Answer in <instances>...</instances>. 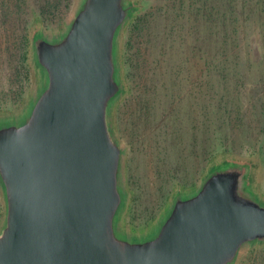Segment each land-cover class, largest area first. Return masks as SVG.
Wrapping results in <instances>:
<instances>
[{
  "label": "water",
  "instance_id": "1",
  "mask_svg": "<svg viewBox=\"0 0 264 264\" xmlns=\"http://www.w3.org/2000/svg\"><path fill=\"white\" fill-rule=\"evenodd\" d=\"M131 0H74L63 26L31 41L37 85L0 116V264H235L264 242L249 164H215L176 191L154 225L122 224L126 147L119 37Z\"/></svg>",
  "mask_w": 264,
  "mask_h": 264
},
{
  "label": "trees",
  "instance_id": "2",
  "mask_svg": "<svg viewBox=\"0 0 264 264\" xmlns=\"http://www.w3.org/2000/svg\"><path fill=\"white\" fill-rule=\"evenodd\" d=\"M30 1L36 10L33 16ZM73 1L0 0V116L15 113L26 102L30 81L38 79L31 60L32 37L38 30L60 29ZM131 1L134 10L119 37L123 92L113 110L117 133L122 136L117 108L127 96L146 105L147 113V105L154 102V93H148L152 87L173 86V96L158 101L169 102L173 112L171 136L165 141L173 139L175 161L182 151L191 156L202 120L217 124L214 129L205 127V174L215 164L230 160L212 161L217 148L243 128L247 115L255 123H264V0ZM184 120L192 139L185 140ZM215 130H223L225 137L211 135ZM260 131L264 133V127ZM130 135L139 136L134 127ZM185 187L173 194L190 190ZM128 201L122 221L132 199ZM2 212L0 198V217ZM262 246L250 250L257 253V264H264V242Z\"/></svg>",
  "mask_w": 264,
  "mask_h": 264
},
{
  "label": "rangeland",
  "instance_id": "3",
  "mask_svg": "<svg viewBox=\"0 0 264 264\" xmlns=\"http://www.w3.org/2000/svg\"><path fill=\"white\" fill-rule=\"evenodd\" d=\"M30 5L33 7L31 14L33 16L36 10L34 11L35 8L31 1ZM70 11L67 13L65 21ZM254 78L252 73V79ZM37 81L38 79L30 81L27 89L29 91H27V99L37 85ZM148 93L153 94L154 102L147 105L149 109L147 113L144 109L146 105L131 100L129 96H127V100L124 99L120 102L117 108L119 112L118 126L122 129L120 133L122 136L120 135L119 138L124 145L127 143L129 146L127 150L125 145L126 165L124 169L126 186L129 192L128 200L132 199L130 205L128 203L122 224L131 233L144 232L154 225L171 199L170 195L173 194V190H183L182 186H186L185 190H192L194 184L199 182L206 171L203 168L207 166L205 156L208 154H205V152L208 151V142L205 141V127L214 129L217 125L215 122H209L207 125V122L204 124V120H202L199 128H196L197 132L201 134L194 142L195 149L191 152V156L182 151L177 157L179 159L175 161L177 154H175L176 150H173V139L165 141L166 138L171 136L169 119L171 116L173 117V112L169 109V102L165 104L158 101L161 98L166 99L168 96H173V86L165 87L162 83H159L158 86L152 87V90ZM164 111L165 114H163ZM131 119L134 121L133 125L130 124ZM243 121V128L232 134V141H224L223 145L217 148L212 161L230 159L240 164L248 163V185L263 201L264 133L260 131V127H264V123H255L254 117L250 120L249 115ZM184 124H186V128L182 131L186 136L185 140L192 139L190 138L191 131L187 129L189 127L188 120H184ZM133 127L139 136L130 135ZM217 131L215 130L210 134L225 137L223 130ZM262 245L263 243H260L245 249L235 264H257L258 262H255L254 259L257 253L250 252V250L263 247Z\"/></svg>",
  "mask_w": 264,
  "mask_h": 264
}]
</instances>
